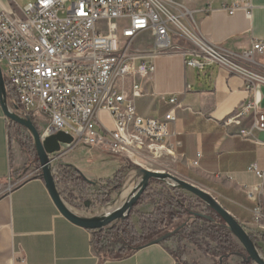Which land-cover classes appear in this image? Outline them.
<instances>
[{
    "label": "built area",
    "instance_id": "2783aa9c",
    "mask_svg": "<svg viewBox=\"0 0 264 264\" xmlns=\"http://www.w3.org/2000/svg\"><path fill=\"white\" fill-rule=\"evenodd\" d=\"M6 1L10 11H0V65L15 93L17 115L31 120L41 140L59 132L72 138L69 150L49 157L54 180L63 170L59 160L79 145L137 166L134 159L145 154H170L166 128L180 105L169 99L172 108L161 119L141 117L133 106L144 95L139 81L148 79L154 61L166 55L181 56L186 68L215 65L241 78L248 100L220 124L264 147L251 134H264L258 95L264 74L255 62L264 54V43L254 41L239 54L225 52L170 13L168 0H33L19 12L13 0ZM252 9L251 0H238L226 12L242 11L250 19ZM144 33L151 44L139 50L134 42ZM126 80L131 82L129 95ZM101 113L108 115L112 130L102 124ZM250 170L261 180L253 189H243L256 202L252 220L257 227L263 219L264 172L254 166Z\"/></svg>",
    "mask_w": 264,
    "mask_h": 264
},
{
    "label": "crops",
    "instance_id": "0c3cea01",
    "mask_svg": "<svg viewBox=\"0 0 264 264\" xmlns=\"http://www.w3.org/2000/svg\"><path fill=\"white\" fill-rule=\"evenodd\" d=\"M32 1L13 0L18 12ZM168 2L170 13L180 16L184 25L225 52L239 54L254 41L264 43V0H251L250 19L242 11L232 16L226 12L238 0ZM1 10L10 11L6 0H0ZM145 35L150 38L144 33L136 40ZM150 44L151 38L137 49L144 50ZM255 62L264 74V54ZM154 67L148 79L138 80L144 95L134 99L133 106L141 117L161 119L172 108L169 99L174 98L180 105L174 113L175 121L166 128V141L172 148L171 174L208 192L249 234H264V180L263 219L257 227L252 220L256 202L243 191L261 183L250 168L264 172V147L236 136V129H225L220 124L248 100L246 83L215 65L203 70L186 68L179 55L158 57ZM130 84V80L124 82L127 95ZM258 95L264 109V86L258 89ZM11 105H7L9 110ZM100 120L112 130L107 114L101 113ZM7 122L0 108V264H176L177 243L173 239L144 247L122 259L100 258L91 243L92 233L58 213L41 179L34 175L21 181L26 177L20 174L23 157L17 145L8 141ZM248 124L245 121L243 126ZM251 134L257 141H264L263 133L253 130ZM113 157L121 163V171L126 170L130 162ZM81 174L87 180L93 178ZM55 182L57 185L58 179ZM105 182L100 186H105ZM181 245L180 260L186 264H214L193 245ZM257 245L264 252V242Z\"/></svg>",
    "mask_w": 264,
    "mask_h": 264
},
{
    "label": "trees",
    "instance_id": "16d2710c",
    "mask_svg": "<svg viewBox=\"0 0 264 264\" xmlns=\"http://www.w3.org/2000/svg\"><path fill=\"white\" fill-rule=\"evenodd\" d=\"M4 86L6 102H11L17 109L16 96L12 87L5 80ZM7 136L10 143H18L33 157L34 169L38 170L36 177L41 179L39 162L28 132L8 121ZM123 180L124 171H119L111 179H108L105 182V187L100 186L101 194L97 195L96 202L107 206L110 194L119 192ZM153 185L160 186L161 190H156L152 187ZM91 186H93L92 182L70 166H64L58 176L59 194L65 191L69 192L70 188L87 192ZM145 204L151 205V211L138 216V230H136L131 222V217L136 214L139 206ZM202 204L199 199L195 197L190 199L177 188L167 187L164 182L151 180L124 220L113 223L102 230L90 231L92 246L100 258L118 260L167 234H171L168 239H176L178 243L185 240L211 259L214 264H228L231 257L238 258V261H233L232 264H252L247 261L246 252L235 241L220 217L206 206L198 213ZM177 229L178 231L174 233ZM249 238L254 245L257 240L264 242V234L260 232L249 235ZM168 239L160 244H164ZM115 244L120 246L118 250L113 249ZM175 257L176 264H184L180 260V255Z\"/></svg>",
    "mask_w": 264,
    "mask_h": 264
},
{
    "label": "rangeland",
    "instance_id": "374dc122",
    "mask_svg": "<svg viewBox=\"0 0 264 264\" xmlns=\"http://www.w3.org/2000/svg\"><path fill=\"white\" fill-rule=\"evenodd\" d=\"M71 1H75V0H71ZM149 40H150L149 36L145 35L141 39L135 40L134 46L136 48H140L144 44L146 45V42H149ZM0 69L3 72L2 65H0ZM11 104H12L11 102H7L8 106ZM10 108H11L10 110L11 112L15 114L19 113L18 110L13 108L12 105L10 106ZM13 143L16 144L17 147L20 149V152L23 157V161H22L23 168L20 174L21 176H24V177L26 176L24 179L21 180V181H24L36 175V172H35L36 170L34 169L35 168L34 159L31 155H29V153L21 145H19L16 142H13ZM69 148L70 146L68 145L62 146L58 155L62 152L69 150ZM138 163L141 167L135 164H132V163L126 164V170H124V180L122 182L121 189L119 190L118 193H111L108 198L109 204L107 206H103L99 204L98 202H96L97 195L101 194L100 184L102 182L107 181L108 179H111L117 172L121 171V163L117 159H115L112 155L103 153L97 149L88 148L83 145H79L73 148L67 154L62 156V158L58 162V167L61 168L64 166H70L71 168L78 171L79 173H84L86 176H92L93 178L91 179V181L90 180L89 181L92 182L94 187L91 186L87 192H83L79 189L70 188L69 192L65 191L61 193L62 194L61 198L64 204L68 207V209L71 212H73L77 216L85 217V218H95V217H100V216L103 217L107 209L117 206L121 203H124L127 200V198L130 196V194L134 191L135 186L140 181V177L137 174L136 169L138 168L147 169V170L154 171V172H160V173H166V174L172 175L171 170L173 166V160L166 153H162V154L158 153L156 155H152L149 153L145 154L143 156H140V158L138 159ZM159 181L163 182L162 180H159ZM165 181L167 183H171L167 180ZM152 187L158 191L161 190L160 186L153 185ZM185 195H187V197H189L190 199H193L192 195L188 193H185ZM204 207L205 205L202 204L199 207L198 213L201 212V209H203ZM150 211H151L150 204L141 205L137 208L136 214H134L131 217V222L136 230H138V224H137L138 216L140 214L141 215L148 214L150 213ZM246 233L248 235H254V234H249L247 231ZM172 242L177 243L176 244V248H177L176 255L181 256L183 252L182 251L183 247L181 244L188 243V242H186L185 240H182L180 243H178L176 239H173ZM259 242H263V241L257 240L255 242V247L259 255L264 259V252L257 245ZM119 248L120 246L118 244H115L113 246L114 250H118ZM196 250L202 254V252L198 250L197 248ZM233 261L234 262L238 261V258L231 257L228 261V264H232ZM183 263L186 264L185 262Z\"/></svg>",
    "mask_w": 264,
    "mask_h": 264
},
{
    "label": "water",
    "instance_id": "95a60500",
    "mask_svg": "<svg viewBox=\"0 0 264 264\" xmlns=\"http://www.w3.org/2000/svg\"><path fill=\"white\" fill-rule=\"evenodd\" d=\"M0 108L3 112L5 118L24 130L28 132L33 142L35 148V153L39 162L40 167V177L44 183L45 189L49 194V197L54 204L58 213L66 219L69 223L77 226L79 228L85 229L87 231H98L102 230L113 223L124 220L132 210L135 203L138 201L144 190L148 187L151 180H162L164 184L177 188L184 193H188L193 197L199 199L206 207L211 209L221 220L225 223L229 232L237 243L242 247V249L247 254V261L252 264H264V259L259 255L255 245L249 238V235L246 233L245 229L240 225L234 218H232L215 200L214 198L206 191L200 189L199 187L178 179L170 174L154 172L147 169H136L137 174L140 177V181L135 186L134 191L127 198L125 203L119 208L111 212L109 215L104 217H95V218H85L75 215L71 212L68 207L64 204L58 189L54 176L52 174V169L50 166L49 157L54 154H58L61 150V147L64 145L70 146L72 144V138L69 135H66L62 132L50 135L45 139L41 140L37 129L34 124L28 118H22L19 115L11 112L7 106L6 102V93L4 86V79L0 69ZM165 180L171 182L167 183ZM202 216L201 214H197ZM209 219L206 216H202ZM178 231L175 230L174 233ZM171 234H167L158 240L148 244L147 246L157 245L166 239L170 238ZM145 246V247H147ZM144 248V247H142ZM140 248V249H142ZM139 249V250H140Z\"/></svg>",
    "mask_w": 264,
    "mask_h": 264
},
{
    "label": "bare ground",
    "instance_id": "6f19581e",
    "mask_svg": "<svg viewBox=\"0 0 264 264\" xmlns=\"http://www.w3.org/2000/svg\"><path fill=\"white\" fill-rule=\"evenodd\" d=\"M154 149H155L157 152L159 151L158 148H154ZM152 150H153V149H152ZM134 161L139 165L138 160L134 159ZM124 203H125V202H124ZM124 203H121V204H119V205H117V206H114V207H112V208L107 209V210L105 211L103 217L109 215V214H110L111 212H113L114 210L119 209Z\"/></svg>",
    "mask_w": 264,
    "mask_h": 264
}]
</instances>
